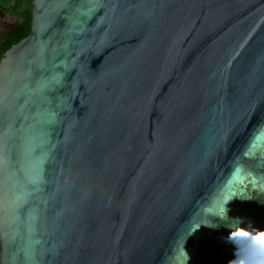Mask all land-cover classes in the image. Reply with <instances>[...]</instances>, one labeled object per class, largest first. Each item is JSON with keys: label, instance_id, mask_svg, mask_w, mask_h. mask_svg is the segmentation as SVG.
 <instances>
[{"label": "water", "instance_id": "1", "mask_svg": "<svg viewBox=\"0 0 264 264\" xmlns=\"http://www.w3.org/2000/svg\"><path fill=\"white\" fill-rule=\"evenodd\" d=\"M32 15L0 62V264H194L205 236L237 259L264 229L227 218L264 190V0Z\"/></svg>", "mask_w": 264, "mask_h": 264}, {"label": "flooded vegetation", "instance_id": "2", "mask_svg": "<svg viewBox=\"0 0 264 264\" xmlns=\"http://www.w3.org/2000/svg\"><path fill=\"white\" fill-rule=\"evenodd\" d=\"M23 1L24 0H13V3L16 4L18 2L19 5H21ZM30 1L32 3V0ZM0 5L6 10L5 19L0 21V35L6 33V31L9 30V36V34L12 33L11 29L18 28V26L15 24H20L18 22L19 18L7 7L1 3ZM8 43L9 41L2 49H0V53L5 49ZM248 190L250 191V199H246L247 196L242 195L240 198H237L231 203L227 214L229 221L233 222L234 219V222H236L238 218L246 214L252 215L254 217H261L262 221H264V190H262L260 185L254 187L253 184L249 185ZM200 244L201 245L194 256V264H231V262L236 259L233 254H230L231 252L228 251V248L219 243L218 237L205 236L201 240Z\"/></svg>", "mask_w": 264, "mask_h": 264}, {"label": "clouds", "instance_id": "3", "mask_svg": "<svg viewBox=\"0 0 264 264\" xmlns=\"http://www.w3.org/2000/svg\"><path fill=\"white\" fill-rule=\"evenodd\" d=\"M228 239L239 242L237 259L231 264H264V229L252 234L241 227L230 233Z\"/></svg>", "mask_w": 264, "mask_h": 264}, {"label": "trees", "instance_id": "4", "mask_svg": "<svg viewBox=\"0 0 264 264\" xmlns=\"http://www.w3.org/2000/svg\"><path fill=\"white\" fill-rule=\"evenodd\" d=\"M0 3L7 7L12 13L18 16V22L22 25V29L16 33L9 34V43L5 49L0 53V62L3 59L5 53L12 48L15 44L19 43L25 37H27L31 30L32 21V3L30 0H24L21 5L17 2L13 3V0H0ZM1 251V242H0Z\"/></svg>", "mask_w": 264, "mask_h": 264}, {"label": "snow or ice", "instance_id": "5", "mask_svg": "<svg viewBox=\"0 0 264 264\" xmlns=\"http://www.w3.org/2000/svg\"><path fill=\"white\" fill-rule=\"evenodd\" d=\"M220 215L223 216V210L221 209ZM226 218V217H225Z\"/></svg>", "mask_w": 264, "mask_h": 264}]
</instances>
